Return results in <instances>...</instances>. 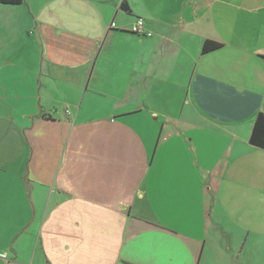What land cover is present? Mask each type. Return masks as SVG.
<instances>
[{"label":"crops","instance_id":"1","mask_svg":"<svg viewBox=\"0 0 264 264\" xmlns=\"http://www.w3.org/2000/svg\"><path fill=\"white\" fill-rule=\"evenodd\" d=\"M258 112L264 0L0 4V264H240Z\"/></svg>","mask_w":264,"mask_h":264},{"label":"rangeland","instance_id":"2","mask_svg":"<svg viewBox=\"0 0 264 264\" xmlns=\"http://www.w3.org/2000/svg\"><path fill=\"white\" fill-rule=\"evenodd\" d=\"M151 120H154V117H151ZM227 207H231V204L228 203ZM237 209L236 211L244 213L241 221L230 218L229 221L223 220V232L216 238L209 236L208 245L212 239L215 246L231 245V250L225 252V255L240 264H264V202L257 204L247 198L246 203L237 204ZM208 254L209 259L216 260L219 258L217 255L221 253L214 249Z\"/></svg>","mask_w":264,"mask_h":264},{"label":"trees","instance_id":"3","mask_svg":"<svg viewBox=\"0 0 264 264\" xmlns=\"http://www.w3.org/2000/svg\"><path fill=\"white\" fill-rule=\"evenodd\" d=\"M23 1L24 0H0V4L14 5L20 4ZM121 7L126 12H130V8L125 2L121 3ZM218 47H220L219 43L211 40H206L205 42H203L201 50L203 53H207L217 49ZM249 142L253 146L264 150V115L261 112H258L255 117L254 124L252 126L251 134L249 137Z\"/></svg>","mask_w":264,"mask_h":264},{"label":"built area","instance_id":"4","mask_svg":"<svg viewBox=\"0 0 264 264\" xmlns=\"http://www.w3.org/2000/svg\"><path fill=\"white\" fill-rule=\"evenodd\" d=\"M114 24L111 23L110 24V27H113ZM130 31L135 34V35H138V36H150L151 33L150 32H147L145 30V25H144V21L142 18H138L135 23L131 26L130 28Z\"/></svg>","mask_w":264,"mask_h":264}]
</instances>
